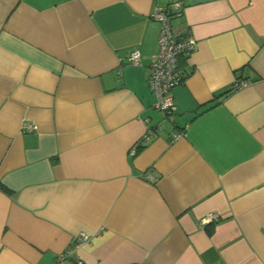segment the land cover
<instances>
[{
  "label": "crops",
  "instance_id": "crops-1",
  "mask_svg": "<svg viewBox=\"0 0 264 264\" xmlns=\"http://www.w3.org/2000/svg\"><path fill=\"white\" fill-rule=\"evenodd\" d=\"M175 1L197 46L165 116ZM0 264H264V0H0Z\"/></svg>",
  "mask_w": 264,
  "mask_h": 264
},
{
  "label": "built area",
  "instance_id": "built-area-1",
  "mask_svg": "<svg viewBox=\"0 0 264 264\" xmlns=\"http://www.w3.org/2000/svg\"><path fill=\"white\" fill-rule=\"evenodd\" d=\"M172 8H171V7ZM181 15V3L175 1L166 7L157 6L151 13V17L160 24L158 36V51L149 66L147 83L150 91L154 94L153 106L163 115L168 116L175 110L171 90L183 79V74L179 71V60L181 56H189L197 46L196 40L188 36H177L172 30V17ZM141 52L139 49H132L129 54V61L133 65H139ZM246 84L245 80L236 81L235 86ZM27 130H35L37 126L28 122L25 124ZM151 135H155L152 129H148L145 140H149ZM181 133L172 135L173 139L178 138ZM217 215L210 213L203 220V224L213 221ZM91 235L84 231L79 232L73 239L72 245L64 252L60 253L57 260L65 259L75 247L89 242ZM80 263V262H79Z\"/></svg>",
  "mask_w": 264,
  "mask_h": 264
}]
</instances>
